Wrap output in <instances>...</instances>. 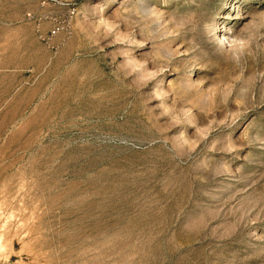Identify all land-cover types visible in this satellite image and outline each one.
I'll return each instance as SVG.
<instances>
[{
	"label": "rangeland",
	"instance_id": "rangeland-1",
	"mask_svg": "<svg viewBox=\"0 0 264 264\" xmlns=\"http://www.w3.org/2000/svg\"><path fill=\"white\" fill-rule=\"evenodd\" d=\"M0 264H264V0H0Z\"/></svg>",
	"mask_w": 264,
	"mask_h": 264
}]
</instances>
